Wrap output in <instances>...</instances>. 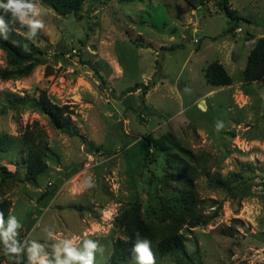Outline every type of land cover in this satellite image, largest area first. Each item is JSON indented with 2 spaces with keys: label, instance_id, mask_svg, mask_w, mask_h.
<instances>
[{
  "label": "rangeland",
  "instance_id": "rangeland-1",
  "mask_svg": "<svg viewBox=\"0 0 264 264\" xmlns=\"http://www.w3.org/2000/svg\"><path fill=\"white\" fill-rule=\"evenodd\" d=\"M227 2L249 21L233 32L218 0H84L64 14L38 0L33 18L44 28L31 41L40 63L26 76L0 77V135L11 139L0 166L14 173L0 177V202H10L0 231L15 215L17 241L43 245L41 255L57 239L79 237L82 248L87 236L103 246L95 264H105L124 238L117 219L129 218L132 204L158 230L171 206L183 211L194 200L204 223L180 230L184 254L159 255L154 237L156 264H264V78L243 80L249 50L264 36V0ZM212 61L231 84L206 82ZM42 91L68 105L76 134L54 128L34 104ZM27 126L40 128L49 147L34 182L23 178ZM146 134L155 142L146 145ZM87 177L95 187L82 190ZM3 256L0 244L1 264H16ZM120 264H137L136 254Z\"/></svg>",
  "mask_w": 264,
  "mask_h": 264
},
{
  "label": "trees",
  "instance_id": "trees-1",
  "mask_svg": "<svg viewBox=\"0 0 264 264\" xmlns=\"http://www.w3.org/2000/svg\"><path fill=\"white\" fill-rule=\"evenodd\" d=\"M48 5L57 14L77 13L82 6L84 0H39ZM118 1H133V0H118ZM6 2V0H5ZM219 9L227 18V31L233 32L240 27V22H249L248 19L238 16L235 10L232 9L227 0H218ZM0 16L5 18V22L10 19V15L4 13L0 9ZM10 31L6 32L0 28V50L4 52L6 57V66L0 70V77L3 79H10L15 77H22L28 75L36 65H38V54L42 53L31 40L25 38L27 27H22L19 24L10 25ZM40 35V31L37 36ZM5 36L7 38L5 39ZM98 75L97 69H94ZM204 78L211 86H225L232 82L230 74L225 67L218 61H212L203 69ZM101 78L100 75H98ZM244 81H257L264 78V36L259 37L253 47L249 50L245 67L243 69ZM147 85H144V89ZM131 89V88H130ZM129 89V90H130ZM39 109L45 113L51 125L69 135H74L76 132L69 123L70 111L67 104L59 105L52 102L44 91L40 93V97L34 101ZM0 112H4L0 108ZM22 143L25 145V156L22 160L23 164V178L25 181L34 182L37 177L46 169V155L48 152V144L46 134L37 127L30 128L29 126L23 131ZM146 145L154 143V139L150 134L144 135ZM11 146V139L6 135H0V151L8 152ZM14 173L6 169L5 166H0V177L4 181L6 178L12 176ZM209 183L217 187H228L227 182L221 179H209ZM191 205L184 209L182 206H171V210L167 211L169 224L167 227L157 226L158 230L148 226L139 214L138 208L132 204V214L129 218L121 216L118 220V227L123 232V237H117L112 243V249L107 257L105 264H120L131 255L133 245L136 240V233L139 232L141 237L148 238L151 242L154 237L159 239L156 243V250L159 255L163 256L170 252L176 254H184V234L180 231L183 226L185 230L189 231L192 227L203 224L198 212L195 210V201L192 200ZM10 202L3 200L0 202V211L4 213V217L8 213ZM177 206V205H176ZM182 211V213H180ZM161 230V231H160ZM156 231H160V235H156ZM156 240V239H155ZM5 257V256H3ZM48 259L53 261L52 252L48 253ZM2 258L0 257V264ZM24 259L20 264H24Z\"/></svg>",
  "mask_w": 264,
  "mask_h": 264
},
{
  "label": "clouds",
  "instance_id": "clouds-1",
  "mask_svg": "<svg viewBox=\"0 0 264 264\" xmlns=\"http://www.w3.org/2000/svg\"><path fill=\"white\" fill-rule=\"evenodd\" d=\"M0 9L4 13L10 15V19L5 22V18L0 16V28L9 32L10 25L19 24L22 27H27L25 38L28 40L34 39L38 32L44 28V21L42 19H34V16H41L38 7V0L34 3H27L26 0H0ZM7 36H5V39ZM95 187L92 177H87L83 181L82 190H87ZM4 223V213L0 211V227ZM22 227L21 222L15 215L8 216L7 228L0 231V244H3L4 255L20 264L19 258L27 254L29 264H53V261L48 259L47 253L43 252V245L31 242L30 247L26 249L18 242L16 237L18 233L17 228ZM49 237L52 238L53 234L49 232ZM80 240L79 237L57 239L51 245L52 254L54 257V264H95L97 252L103 251V246L99 240H94L85 236L82 240V248L76 243ZM132 251L136 254L137 264H156L155 254L152 251V242L148 238L141 237L139 232L136 233V240L133 245ZM63 256V258H61Z\"/></svg>",
  "mask_w": 264,
  "mask_h": 264
},
{
  "label": "crops",
  "instance_id": "crops-1",
  "mask_svg": "<svg viewBox=\"0 0 264 264\" xmlns=\"http://www.w3.org/2000/svg\"><path fill=\"white\" fill-rule=\"evenodd\" d=\"M239 28V27H238ZM247 34H249V31H247ZM226 86H228V85H226ZM222 87V86H221Z\"/></svg>",
  "mask_w": 264,
  "mask_h": 264
}]
</instances>
